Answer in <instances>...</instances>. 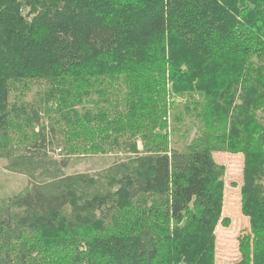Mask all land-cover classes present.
Wrapping results in <instances>:
<instances>
[{"label": "trees", "instance_id": "trees-1", "mask_svg": "<svg viewBox=\"0 0 264 264\" xmlns=\"http://www.w3.org/2000/svg\"><path fill=\"white\" fill-rule=\"evenodd\" d=\"M38 82L37 101H9ZM166 86L187 102L168 107ZM261 113L264 0H0V160L28 178L0 199V264H215L229 224L215 153L243 156L264 264ZM108 154L98 173H65Z\"/></svg>", "mask_w": 264, "mask_h": 264}, {"label": "rangeland", "instance_id": "rangeland-1", "mask_svg": "<svg viewBox=\"0 0 264 264\" xmlns=\"http://www.w3.org/2000/svg\"><path fill=\"white\" fill-rule=\"evenodd\" d=\"M48 87L46 83L38 82L31 85V90L19 95L12 93L9 101L21 105L22 103L31 104L39 99V95L45 93ZM166 100L168 107L176 104L178 107L183 106L187 102V98L179 96L170 91L166 86ZM173 110H168L166 122V132L170 135L173 125ZM260 121L264 124V113L259 116ZM43 122L48 123V119L44 118ZM189 122L190 137L193 136V124ZM171 137V144L174 140L179 139V134ZM173 136V135H172ZM170 139V138H169ZM183 140H180L181 145ZM59 150L55 152L57 156ZM214 159L217 163L225 167V191H224V207L222 217L229 219L228 225H218L215 231V264H251V238L249 222L241 213V197L240 187L242 185V167L243 156L230 155L227 153H215ZM118 160L117 154L108 155H91L88 157H73L70 159L68 167L65 169L67 175L78 173L95 174L112 166ZM7 162L0 160V199L10 198L20 193L28 186V178L24 175L12 173L6 170ZM232 185H236L235 187Z\"/></svg>", "mask_w": 264, "mask_h": 264}]
</instances>
